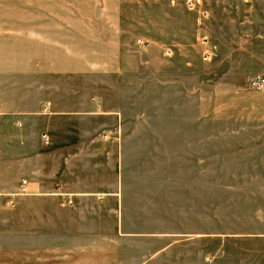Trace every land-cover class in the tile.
I'll list each match as a JSON object with an SVG mask.
<instances>
[{
    "label": "rangeland",
    "instance_id": "rangeland-1",
    "mask_svg": "<svg viewBox=\"0 0 264 264\" xmlns=\"http://www.w3.org/2000/svg\"><path fill=\"white\" fill-rule=\"evenodd\" d=\"M221 1L0 0L16 82L31 51L34 83L120 115L127 173L154 180L124 207L142 246L113 245L111 264H264V0ZM43 43L63 58L54 70ZM12 153L0 151V264H40Z\"/></svg>",
    "mask_w": 264,
    "mask_h": 264
},
{
    "label": "crops",
    "instance_id": "crops-1",
    "mask_svg": "<svg viewBox=\"0 0 264 264\" xmlns=\"http://www.w3.org/2000/svg\"><path fill=\"white\" fill-rule=\"evenodd\" d=\"M204 14L203 20L208 12ZM30 38L29 34L28 41ZM46 43L54 70V64H62L63 58L56 61ZM56 47L57 57L63 55V45ZM3 49L0 47V151L13 152L12 165L16 151H22L25 185L15 194L23 198L24 238L26 247L33 249L34 263L111 264L113 245L124 244L127 250L142 246L139 238L143 236L127 234L136 227L125 220L124 207L128 200L153 191L147 184L154 180L127 173L125 138L118 136L129 130L116 120L113 125V117L120 115L100 111L89 97L81 102L74 95L64 99L63 92L53 89L54 81L34 83L31 51L25 55L24 79L17 83L15 54ZM70 49V59L76 58ZM96 99L104 103L102 97ZM47 248L50 256L44 260Z\"/></svg>",
    "mask_w": 264,
    "mask_h": 264
},
{
    "label": "built area",
    "instance_id": "built-area-1",
    "mask_svg": "<svg viewBox=\"0 0 264 264\" xmlns=\"http://www.w3.org/2000/svg\"><path fill=\"white\" fill-rule=\"evenodd\" d=\"M246 1H249V0H246ZM251 1V0H250ZM191 4V3H190ZM45 141H47V138H46V136H44V138H43ZM22 185H25V182H23V184ZM24 188H23V186L21 187V192H23L22 190H23Z\"/></svg>",
    "mask_w": 264,
    "mask_h": 264
}]
</instances>
